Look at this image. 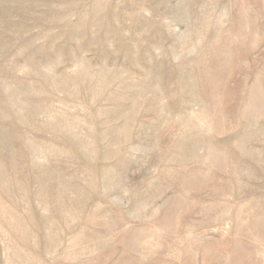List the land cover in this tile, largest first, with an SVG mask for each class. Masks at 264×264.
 Segmentation results:
<instances>
[{"label": "rangeland", "instance_id": "1", "mask_svg": "<svg viewBox=\"0 0 264 264\" xmlns=\"http://www.w3.org/2000/svg\"><path fill=\"white\" fill-rule=\"evenodd\" d=\"M0 264H264V0H0Z\"/></svg>", "mask_w": 264, "mask_h": 264}]
</instances>
